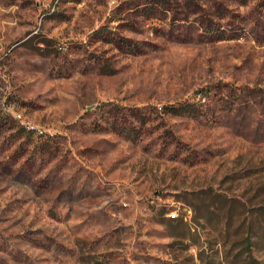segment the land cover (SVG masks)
I'll use <instances>...</instances> for the list:
<instances>
[{"label": "rangeland", "instance_id": "374dc122", "mask_svg": "<svg viewBox=\"0 0 264 264\" xmlns=\"http://www.w3.org/2000/svg\"><path fill=\"white\" fill-rule=\"evenodd\" d=\"M0 264H264V0H0Z\"/></svg>", "mask_w": 264, "mask_h": 264}, {"label": "trees", "instance_id": "16d2710c", "mask_svg": "<svg viewBox=\"0 0 264 264\" xmlns=\"http://www.w3.org/2000/svg\"><path fill=\"white\" fill-rule=\"evenodd\" d=\"M240 1H241V3L245 4L249 0H240ZM221 39H223V37H221ZM194 108L195 107L192 105H187V106H183L182 108H171L172 109L171 111L176 113L177 115H183V114L192 115V114L196 113ZM191 109H193V110H191Z\"/></svg>", "mask_w": 264, "mask_h": 264}, {"label": "built area", "instance_id": "2783aa9c", "mask_svg": "<svg viewBox=\"0 0 264 264\" xmlns=\"http://www.w3.org/2000/svg\"><path fill=\"white\" fill-rule=\"evenodd\" d=\"M170 215L172 218H176L178 214L176 211H173Z\"/></svg>", "mask_w": 264, "mask_h": 264}]
</instances>
